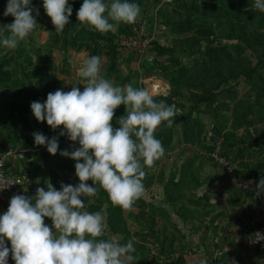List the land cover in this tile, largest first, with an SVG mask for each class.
I'll return each mask as SVG.
<instances>
[{"label": "rangeland", "instance_id": "1", "mask_svg": "<svg viewBox=\"0 0 264 264\" xmlns=\"http://www.w3.org/2000/svg\"><path fill=\"white\" fill-rule=\"evenodd\" d=\"M7 2L0 0V26L14 20L3 15ZM130 2L140 6L137 21L100 33L78 22L83 0H68L70 23L57 34L43 0H31L39 10V15L33 12L36 29L15 50L0 46V156L23 180L20 195L35 197L37 188L47 190V182L57 190L61 184H79L76 161L60 155L78 148V142L59 135L63 126L53 130L46 121H37L30 105L44 103L58 89L67 92L76 86L83 91L85 81L78 75L82 62L99 56L102 76L116 85L144 88L157 102L175 104L179 116L171 127L157 129L164 155L145 169V193L131 210L113 205L103 189L84 197V210L101 211L121 243L133 241L136 264H188L179 261L180 253L181 258L189 254L176 228L177 163L189 161L191 178L198 161L215 162L208 153L216 151L235 167L231 177L246 193L256 194L259 174L264 177V13L253 9L254 0ZM143 39L148 44L139 53ZM153 84L162 91H154ZM125 113L124 105L115 110L114 126ZM37 132L58 138L56 155L46 145H35ZM9 203H0V215ZM44 221L52 227L50 218ZM6 244L11 248L10 241ZM238 244L245 249L243 239ZM8 264H15L11 252Z\"/></svg>", "mask_w": 264, "mask_h": 264}, {"label": "clouds", "instance_id": "2", "mask_svg": "<svg viewBox=\"0 0 264 264\" xmlns=\"http://www.w3.org/2000/svg\"><path fill=\"white\" fill-rule=\"evenodd\" d=\"M252 7L264 13V0H254ZM43 8L55 32L62 34L73 13L68 0H43ZM33 12L39 15L31 0H8L3 15L14 20L0 26V46L15 50L36 29ZM140 12L130 0H83L76 16L91 30L114 33L121 23L134 24ZM101 69L99 56L85 58L78 73L85 81L83 91L76 86L67 92L58 89L44 103H31L37 121H46L53 130L63 126L59 135L78 142V148L62 150L60 155L76 161L80 182L61 184L60 190L47 182V190L37 188L35 197L17 194L10 199L0 215V264H8L10 252L15 264H136L133 241L121 243L101 211L84 210V197H94L103 189L113 205L131 210L145 193V169L164 155L155 133L162 124L171 127L179 112L175 104L157 102L144 88L114 84L101 75ZM121 105L126 113L114 126L115 110ZM33 137L35 145H46L51 155L57 154V137L49 139L38 132ZM260 193H264V177L257 183L256 194ZM45 217L52 227L45 224Z\"/></svg>", "mask_w": 264, "mask_h": 264}, {"label": "crops", "instance_id": "3", "mask_svg": "<svg viewBox=\"0 0 264 264\" xmlns=\"http://www.w3.org/2000/svg\"><path fill=\"white\" fill-rule=\"evenodd\" d=\"M187 161L177 163L181 168L176 170L179 173L175 188L180 197L174 207L178 216L176 228L181 230L189 254H184V258L181 253L177 255L179 261L232 264L235 260L236 264H264L262 255L245 247L246 235L264 207L261 202L264 198L246 193L236 184L237 179L231 177L235 171L233 165V173L229 175L221 164L203 159L198 161L190 178L187 167L191 165ZM180 178L183 179L179 181ZM242 239L245 249L238 244Z\"/></svg>", "mask_w": 264, "mask_h": 264}, {"label": "built area", "instance_id": "4", "mask_svg": "<svg viewBox=\"0 0 264 264\" xmlns=\"http://www.w3.org/2000/svg\"><path fill=\"white\" fill-rule=\"evenodd\" d=\"M123 44L129 43L127 41H123ZM133 44L135 45L137 42L134 41ZM147 44V39H143L141 41L140 45L137 46L139 53H143L146 50ZM152 89L156 92L162 91L160 84H153ZM208 155L214 159V161L221 164L227 174L231 175L233 173V166L227 158L219 155L216 151H210ZM23 186L24 182L21 177L15 174L14 170L7 165L6 156H0V203H6L14 195L20 194ZM245 247L248 250L254 251L264 257V207L254 226L246 235Z\"/></svg>", "mask_w": 264, "mask_h": 264}, {"label": "trees", "instance_id": "5", "mask_svg": "<svg viewBox=\"0 0 264 264\" xmlns=\"http://www.w3.org/2000/svg\"><path fill=\"white\" fill-rule=\"evenodd\" d=\"M111 49H114L115 47L114 46H110Z\"/></svg>", "mask_w": 264, "mask_h": 264}]
</instances>
